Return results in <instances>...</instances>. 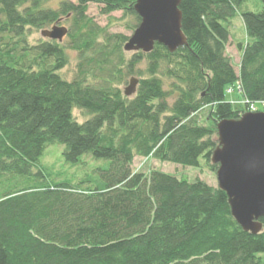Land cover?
Segmentation results:
<instances>
[{
	"label": "trees",
	"instance_id": "obj_1",
	"mask_svg": "<svg viewBox=\"0 0 264 264\" xmlns=\"http://www.w3.org/2000/svg\"><path fill=\"white\" fill-rule=\"evenodd\" d=\"M246 1L181 0L188 46L171 54L156 44L128 59L129 38L87 12L90 4L107 16L120 11L135 31L137 0H0V264H264V218L253 235L219 188L133 170L143 158L188 168L204 161L217 173V124L264 101V0L260 13L240 12ZM238 15L246 42L237 69L227 46ZM63 19L66 45L31 43L34 30ZM68 50L79 59L72 82L60 74ZM142 62L128 98L121 87ZM230 88L243 103L227 100ZM54 145L70 167L106 162L95 170L99 181L56 180L42 167Z\"/></svg>",
	"mask_w": 264,
	"mask_h": 264
},
{
	"label": "water",
	"instance_id": "obj_2",
	"mask_svg": "<svg viewBox=\"0 0 264 264\" xmlns=\"http://www.w3.org/2000/svg\"><path fill=\"white\" fill-rule=\"evenodd\" d=\"M181 0H137L135 12L141 23L124 47L127 53H151L156 44L171 54L188 46L182 31ZM56 23L44 30L47 40L62 43L68 29ZM139 80L132 78L124 91L136 95ZM219 146L212 163L218 165V188L229 199L232 216L238 225L253 235L263 230L264 218V113H245L238 120L217 124Z\"/></svg>",
	"mask_w": 264,
	"mask_h": 264
},
{
	"label": "rangeland",
	"instance_id": "obj_3",
	"mask_svg": "<svg viewBox=\"0 0 264 264\" xmlns=\"http://www.w3.org/2000/svg\"><path fill=\"white\" fill-rule=\"evenodd\" d=\"M59 2H53L50 4L49 7L57 9ZM102 5L97 4H90L88 9V17L92 19L98 26L101 28H106L108 33L111 35H123L124 37L130 38L134 31L130 29V27L134 24L135 21L133 18H124V14L120 11L114 12L113 14L107 16L102 14ZM263 10V3L260 0H248L244 3L241 8L240 12H252V13H260ZM59 26L66 27L69 30V24L64 22V19L60 21ZM53 26H50L44 30H51ZM231 38L230 42L227 46V55L233 62L234 67L238 69V66L241 61V53L238 50L237 46L239 43L246 42V35L244 32V26L241 19V16L238 15L231 23ZM44 30H34L32 32L30 41L33 44L38 43L39 41H49L42 36V32ZM68 43V38L66 37L62 44L66 45ZM70 62L67 67H65L60 74L66 80L72 82L78 72L77 66L79 65L78 53L72 50H68ZM127 58L129 59L135 53H125ZM138 72L129 76L126 79V84L121 87L122 91L124 92L129 82L132 78H136L140 80V74L146 68V63L142 62V64L138 67ZM238 71V70H237ZM168 89V88H167ZM228 101H238L239 103H243L242 95L239 93L238 89H236L232 94L227 95ZM170 102L172 103L173 100L171 99ZM259 112L262 111V107L256 105ZM207 112H203V116H205ZM74 115L78 119L80 123H83L86 118V114L79 109L74 110ZM64 148L59 145H54L47 150L45 157L42 160V167L51 171L54 177H57L56 180L60 177L59 174L64 176H68L70 180L73 181L74 184H77L80 180L87 178L90 176L94 182H98L97 173L95 174L96 168L102 166V164H106V162H95L90 158L85 159L84 167H70L66 165L62 159V153ZM133 170L137 173H145L149 174L150 171H160L166 174H170L175 176L179 180L187 181L189 183H193L197 180H200L207 185L218 188V181L215 172H212L209 166L202 161L200 168H191V167H182L170 163H161L156 160H148L143 158H136L133 164ZM62 178L60 177L59 180ZM5 181H0V191L4 188ZM14 183V182H11ZM89 187H94V184H88ZM264 257V256H263Z\"/></svg>",
	"mask_w": 264,
	"mask_h": 264
},
{
	"label": "built area",
	"instance_id": "obj_4",
	"mask_svg": "<svg viewBox=\"0 0 264 264\" xmlns=\"http://www.w3.org/2000/svg\"><path fill=\"white\" fill-rule=\"evenodd\" d=\"M227 93H228V94L233 93V89L230 88V89L227 91ZM246 104H249V103L246 101ZM256 105L261 106V107L263 108L262 111L264 112V101H263V102H259V103H257V104L249 105V106H250V108H249V112H252V113H256V112H258L259 110L257 109Z\"/></svg>",
	"mask_w": 264,
	"mask_h": 264
}]
</instances>
